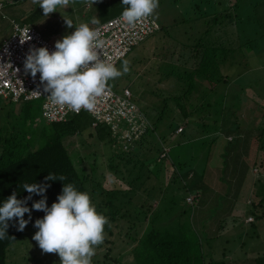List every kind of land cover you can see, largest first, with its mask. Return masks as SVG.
Wrapping results in <instances>:
<instances>
[{
	"label": "trees",
	"instance_id": "obj_1",
	"mask_svg": "<svg viewBox=\"0 0 264 264\" xmlns=\"http://www.w3.org/2000/svg\"><path fill=\"white\" fill-rule=\"evenodd\" d=\"M182 1L170 0L168 3L167 0H159V7L164 10L168 5L178 10ZM218 1V3L214 0L191 1L193 2L191 11L183 15L185 17L183 24L189 38L185 43L186 53L182 52L183 45L174 40L171 26L159 22L161 25L159 32L165 33L169 45L172 44L168 52L173 51L174 43L177 50L174 53L170 52L172 62L164 64L158 62V69L166 80L177 81L180 92L166 98L165 110H162L158 116H153V119L147 110L140 107L150 120L151 127L141 141L128 151L123 149L109 126L94 127L95 120L88 113L70 117L66 122L48 124L42 109L46 124L41 125L35 117L36 108L33 104L40 100L14 103L0 98V202L11 196L13 192L18 193V199L27 197L29 194L23 191L25 183H46L50 185L46 193L50 207L57 201V196L61 194L63 187V182L59 180H45L49 173H54L57 177H65V184L72 183L78 190L87 191L97 210L108 218L109 225L105 226L106 244L114 243L108 238L115 236L114 229L121 218L131 221L132 230H137L139 226L143 228L142 235L132 237L137 244L133 248V264H230L233 262L227 257L231 254L228 251L221 254L215 251V242L226 238L232 229L235 230L234 226L241 219L236 216L238 209L236 204L240 203H236L226 213V204H223L222 200L219 201L213 213L215 217L217 216L216 222L212 223V220H208L211 213L205 214L198 208L199 205L211 192L216 193L219 190L224 192L225 187L218 178L219 174L216 176L219 182L214 180L216 183L213 181L212 185H208L212 181L211 177H207L210 171L208 168L197 170V166L200 159L203 160L206 156L209 158V153H214L213 148L220 141L225 143L221 156L225 168L221 174L222 176L226 174L227 183L234 191L233 199H237V202L242 201V191L244 186H247L248 198L245 202L254 201L252 204L254 221L247 224L246 232L250 233V230L247 231L250 225L253 233L259 232L258 230L264 227V184H262L264 181L262 179L264 84L252 85L245 82L243 87H232L230 78L225 75L228 70L241 67L243 63L248 67L255 56L264 51V0ZM121 2L122 0L101 1V9L97 11L101 23L94 25L93 28L96 29L121 16L124 10ZM231 2L233 5L228 7L227 4ZM221 6L222 11L219 9ZM47 19L40 8L25 17L21 26L37 29L49 41L54 34L60 33L61 36H65L75 31V23L71 29L64 23L53 30L52 35L48 37L46 33L48 28L39 27L44 26ZM224 32L227 33L228 43L223 41ZM176 57L179 59L174 62L173 59ZM238 57L242 59L240 63ZM127 58L116 67L118 68ZM190 65L192 70H189ZM242 75L245 74H239L240 77ZM240 82L238 80L237 85ZM232 93L238 95H236L238 100L236 97L234 101L232 100ZM196 94L198 97L192 102ZM246 98L250 102L242 106L240 102ZM245 109L252 113L251 115L247 112V116L251 115L254 119L250 126L241 127L239 124L243 117H246ZM209 114H214V121L210 122L209 116H206L199 122H194L197 115ZM195 125L200 126L199 130ZM179 130L182 132L179 133ZM197 131L200 134L195 136ZM215 131L219 132L217 137H213ZM88 132H91L90 138H95L99 146L103 144L111 149L112 146L115 147L117 152H113L114 149L107 151L109 170L112 176L128 186V190H124L123 186L112 189L105 187L104 176H99V172L106 164L101 162L100 156L83 157L79 162L74 161L66 146V140ZM175 135L179 138L178 142L174 147L168 148ZM180 146L190 148L184 152V155H180L174 151ZM164 154L167 157L161 159ZM161 162L169 163L173 171L172 180L163 198L154 206L150 199L155 189L147 186V183L151 177L160 178ZM255 169L261 171L256 175ZM225 176L222 179H225ZM143 188L148 199H145L143 206L135 207L133 203L139 199V191ZM229 196L231 194H228ZM188 198L193 199L192 204L187 202ZM208 198L212 200V197ZM39 199L40 196L33 195V199L28 201V206L31 207L32 203ZM140 199H143V196ZM222 204L223 210H218ZM217 212L219 216L216 215ZM44 215L42 211L33 210L31 221L23 231L18 230L16 218L8 222L9 237L0 240V264H8L12 246L25 237L29 228L37 229L34 227L35 221L43 218ZM205 215L208 217L206 218ZM28 218V214H25L24 219ZM206 219L208 221H205ZM226 242L230 244L231 239ZM245 244V242L242 244L241 250L245 248ZM219 255L222 259H218ZM109 258L108 255L105 261L100 259L95 264H121ZM248 261L250 264H264V255Z\"/></svg>",
	"mask_w": 264,
	"mask_h": 264
},
{
	"label": "rangeland",
	"instance_id": "obj_2",
	"mask_svg": "<svg viewBox=\"0 0 264 264\" xmlns=\"http://www.w3.org/2000/svg\"><path fill=\"white\" fill-rule=\"evenodd\" d=\"M101 1L103 0H95V2H93V0H73V2H71L67 8L60 7L57 9V11L59 12L51 13L48 17H45L48 18L45 22V25L39 27H47L48 29L46 30V33L47 35H49L48 37H50L53 33V30L59 28V25L61 24L64 25L65 21L63 16L66 19H71L77 27L81 23L90 22L93 17H97L99 19L97 11L101 9ZM105 1L107 2V0ZM167 1L168 3L170 2V0ZM191 1L193 0H183L179 5L178 10L169 7L168 5H166L164 10L158 7L152 15L158 22L164 23L166 26L169 27L171 26L170 29L171 33L173 32L174 40L178 41L180 45H183L182 52L185 53L187 52V46L185 45V43L188 42L189 38H187V33L183 24V21L185 19L183 15H186V13H189V11H191L193 4V2ZM214 2L218 3L219 1L214 0ZM19 4L20 6H18ZM227 5L228 7H231L233 5V2ZM1 6H3V9L1 8ZM19 7L20 13L18 14L15 9ZM38 9H40V7L34 4L33 0H0V44L3 43V40L8 39L12 36L14 23H16L13 22L15 19H17L19 24L22 25V22L24 21L25 17L29 16L33 12H36ZM219 9L220 11H222V6ZM192 15L193 17H195L193 13ZM100 23L101 21L99 19V23L96 25H100ZM90 27H92L91 24ZM63 37L64 36H61V34L59 33L52 35L49 39L51 40L52 44H55L56 41L61 40ZM222 38H224V42L228 43L227 33L224 32ZM171 45H169L165 37V33L161 34V32H158L157 34L153 35L148 40H146L144 43H142L139 47L134 49L131 55L126 59V61L129 62V72L125 73L124 75L115 80L108 82L110 87L118 93H122L124 89H130L134 94L135 100L138 105L143 109L147 110L148 113L152 115V119L153 116H158L162 110H165L164 107L166 106V98L172 97L175 94H179L180 92L179 86L176 83L177 81L175 79H172L171 81L166 80L158 69L159 63L164 64L165 62H172V59L170 58V52L174 53L177 49L174 43V48L172 47L173 51L168 52V50L171 48ZM178 59L179 57H176L173 60L174 62H176ZM241 60V57H238V63H240ZM123 62L118 67V69L122 70ZM189 70H192V65H190ZM243 73L245 75H242L240 77L239 74ZM225 75L230 78L229 80L232 82V87H243V84L245 82L247 84L252 85H263L264 51L255 56V59L250 62V65L248 67L245 63H243L241 67H235L233 69L228 70ZM236 80L241 81L240 84L237 85ZM249 92L250 90L248 91V93ZM233 93L232 100L234 101V97H236L237 94ZM197 97L198 94L193 97L192 102L196 101ZM236 100H238L237 97ZM249 102L250 101L246 98L242 99L240 103L242 106H244L247 105ZM33 104L36 108V119H38V122H40L41 125L46 124V121L44 120L42 115V107L44 105V101H36ZM18 111L19 108L17 109V112ZM244 112L246 113V117H243L244 119L241 120V123L239 124V126L241 125V127H245L246 125L250 126L253 123L254 119L253 116H251L252 113L250 111H247L245 109ZM247 112L251 113V115L247 116ZM206 116H209L210 122L215 120L214 114L197 115L194 118V122H199V120L205 118ZM198 127L200 126L195 125V128ZM90 134L91 132H88L83 135H77L76 137H71L66 140V146L70 150L74 161L79 162L83 159V157H90L94 155L98 157L100 156L99 158H101V162L106 164V166H104V168H102V170L99 172V176H104L103 183L105 187L108 189H112L123 186L124 190H128V186H125L124 184H122V182L118 181L117 178L112 176L109 170V166L107 163L109 155L107 151H112L114 149L113 152H117L115 147L112 146L111 149V147L104 146L103 144L99 146V143L95 138H90ZM199 134L200 132L197 131L195 136H198ZM218 135L219 132L215 131L213 133V137H217ZM173 139L174 140L172 144L168 148L174 147V145L179 140L177 135H175ZM224 147L225 143H222L220 141L218 145L213 148L214 153H209V158L206 156L205 158H203V160L200 159V162H198L197 170L208 168L210 174L207 175V177H211L212 180L210 182L211 184L208 185H212L214 180H216L217 182H219L220 180L223 183V186L225 187V193L221 190L216 193L211 192L208 197H212V200H210L208 197L207 199H203L198 208L202 209L205 214L211 213L208 220H212V223H215L217 220V216L215 217L213 213L214 210H216V205H218L219 201L222 200V203L226 204V208L224 207L226 213L229 212L236 203H240L239 205L236 204V207H238L236 211V216L241 218L239 223L234 226L235 230L232 229L226 238H221L219 241L217 240L215 242V251L220 254L224 251H228L229 253H231L227 256L228 259L233 260V262H231L230 264H238V261L240 264H250L248 260L264 255V227L259 229V232L253 233L252 225H250L247 229V231L250 230V233L247 234V224H250V222L254 221L252 218V204L254 201L249 200L248 203L245 202L248 198L247 186H244V189L242 191V201L238 200L237 202V199H233L234 196L232 195L234 191H232V189L230 188V184L227 183V177L225 176L226 174H224L225 179H222L224 178V176H222L221 174V172L225 168L222 164L221 159V156L224 152ZM188 148L190 147L180 146L174 151L176 153H180V155H184V152L187 151ZM195 152L196 150L194 151V153ZM161 163L162 172L160 178L156 179L155 177H151V180L147 183V186L154 187L155 189V192L153 193V196L150 199L154 206H156L163 198L164 193L166 192L172 180L173 171L169 163ZM260 171L261 169H255L254 174L257 175V173ZM218 174L219 180L218 178H216ZM262 179L264 180V174L262 176ZM216 181H214V183H216ZM262 184H264V181L262 182ZM144 188L139 191V199L134 201L135 203H133V206H143L145 199H148L147 194L144 192ZM228 194H231V196L228 197ZM141 196H143V199H140ZM187 202L189 203L188 200ZM223 204L221 205L222 208L220 207L218 210H223ZM216 215L219 216L218 212ZM205 217L207 218L208 215H205ZM213 217L215 218L213 219ZM208 220L206 219L205 221ZM132 227L133 226L130 220L121 218L117 223V227L114 229L115 236L112 238H108L111 242L114 243L110 245V243L106 244V242L104 241L103 244L97 246L96 254L92 257V264H95L100 259L102 261H105L108 255L110 256L109 259L116 260L121 264H133V248L136 247L137 244H135V242L132 240V237L142 235L144 232H142L143 228L140 226L137 230H132ZM37 231L38 229L29 228L26 232L25 237L12 246V248L10 249L8 264H60V257L58 256V254L44 253L39 248L38 243L33 239V236ZM241 236H243L244 238H241ZM228 239H231L230 244L226 242V240ZM244 242L246 243L245 248L241 250V246ZM221 256H223V254ZM221 256L219 255L218 257L220 258L218 259H222Z\"/></svg>",
	"mask_w": 264,
	"mask_h": 264
},
{
	"label": "clouds",
	"instance_id": "obj_3",
	"mask_svg": "<svg viewBox=\"0 0 264 264\" xmlns=\"http://www.w3.org/2000/svg\"><path fill=\"white\" fill-rule=\"evenodd\" d=\"M73 0H33L42 8L44 17L67 8ZM95 2V0H93ZM124 10L121 20L135 28L141 21L152 16L159 7V0H122ZM64 21L67 28H73L71 19ZM99 23L97 17L90 22L75 26V31L56 41L55 50L47 47L31 48L26 55L24 69L32 77L40 74L44 92L48 93L54 105L67 106L79 113L82 109L93 112L97 99L107 90L109 81L129 72V62L124 61L122 70L107 62L99 55L100 32L90 27ZM39 93V92H37ZM46 181L63 182L62 192L51 206L47 203L49 184L25 183L23 191L29 195L18 199V193L0 202V240L8 236L9 221L18 220V230L23 231L31 221L33 210L45 213L35 221L38 231L33 239L44 253H56L60 264H92L97 246L105 240V226L108 218L97 210L87 191H80L72 183L65 184V177L49 173ZM33 195L41 197L28 206ZM28 214V219H24Z\"/></svg>",
	"mask_w": 264,
	"mask_h": 264
},
{
	"label": "built area",
	"instance_id": "obj_4",
	"mask_svg": "<svg viewBox=\"0 0 264 264\" xmlns=\"http://www.w3.org/2000/svg\"><path fill=\"white\" fill-rule=\"evenodd\" d=\"M100 32L99 55L107 62L117 66L133 50L161 30L160 23L153 17L141 21L135 28L129 27L121 16L97 27ZM47 47L55 50V44L47 40L37 29L30 26L14 24V34L0 44V98L14 103L43 100L44 117L48 124L62 123L70 117L88 113L95 120L94 127L107 125L120 141L123 149L128 151L147 134L151 122L137 104L131 90L122 93L114 91L109 85L104 95L97 99L95 111H70L67 106L54 105L40 74L32 77L24 69L26 55L31 48ZM39 92V93H37ZM182 130H179L181 133ZM167 157L164 154L161 159ZM189 204L193 199H188Z\"/></svg>",
	"mask_w": 264,
	"mask_h": 264
},
{
	"label": "crops",
	"instance_id": "obj_5",
	"mask_svg": "<svg viewBox=\"0 0 264 264\" xmlns=\"http://www.w3.org/2000/svg\"><path fill=\"white\" fill-rule=\"evenodd\" d=\"M20 2V1H19ZM18 6H20V4L18 5ZM3 6H1V8H2ZM3 9V8H2ZM16 10V12L19 14L20 13V7L19 8H17V9H15ZM17 21V19H15L13 22H16ZM17 23H19L18 21H17ZM17 23H14V24H17ZM94 26L92 25V28H93ZM4 41V40H3ZM2 41V42H3Z\"/></svg>",
	"mask_w": 264,
	"mask_h": 264
}]
</instances>
